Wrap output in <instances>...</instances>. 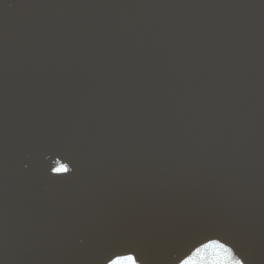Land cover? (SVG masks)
Segmentation results:
<instances>
[{"label":"water","instance_id":"water-1","mask_svg":"<svg viewBox=\"0 0 264 264\" xmlns=\"http://www.w3.org/2000/svg\"><path fill=\"white\" fill-rule=\"evenodd\" d=\"M208 227L264 264V0H0V264Z\"/></svg>","mask_w":264,"mask_h":264},{"label":"snow or ice","instance_id":"snow-or-ice-1","mask_svg":"<svg viewBox=\"0 0 264 264\" xmlns=\"http://www.w3.org/2000/svg\"><path fill=\"white\" fill-rule=\"evenodd\" d=\"M59 156L67 160V164L50 171V176L66 179L75 175L74 158L63 150L59 152ZM23 167L28 168V164L25 163ZM110 243L114 244L115 248L109 253L111 258H105L104 264H145L140 243L134 237H118ZM209 248L219 250L213 264H250L240 242L229 232L215 227L189 233L181 242L175 264H195V258Z\"/></svg>","mask_w":264,"mask_h":264},{"label":"clouds","instance_id":"clouds-1","mask_svg":"<svg viewBox=\"0 0 264 264\" xmlns=\"http://www.w3.org/2000/svg\"><path fill=\"white\" fill-rule=\"evenodd\" d=\"M219 255V250L215 248H209L205 250L202 255H198L195 258V264H213V261Z\"/></svg>","mask_w":264,"mask_h":264}]
</instances>
